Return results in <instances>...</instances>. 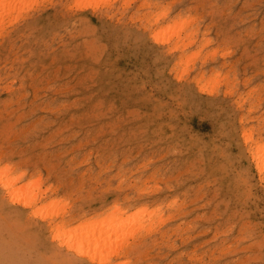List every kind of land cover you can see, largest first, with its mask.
<instances>
[{"label": "rangeland", "instance_id": "rangeland-1", "mask_svg": "<svg viewBox=\"0 0 264 264\" xmlns=\"http://www.w3.org/2000/svg\"><path fill=\"white\" fill-rule=\"evenodd\" d=\"M22 1L0 9V169L44 193L0 186V264H99L49 224L106 216L109 264H264V0Z\"/></svg>", "mask_w": 264, "mask_h": 264}, {"label": "bare ground", "instance_id": "bare-ground-1", "mask_svg": "<svg viewBox=\"0 0 264 264\" xmlns=\"http://www.w3.org/2000/svg\"><path fill=\"white\" fill-rule=\"evenodd\" d=\"M12 1L13 0H11V2ZM19 1H22V0H19ZM94 1H97V0H94ZM9 2H10V0H9ZM7 3H8V0H0V9L4 8L5 6L11 7V3L9 6L6 5ZM10 7H9V10L10 9L14 10V8H15V7L10 8ZM4 9L6 11V8H4ZM4 9L1 10L3 12L0 11V13L3 15L5 14ZM3 15H1V16H3ZM243 139H244L245 143L246 142L251 143L250 139L245 134H243ZM248 151L250 154V158L254 162V167L257 170V172L259 174L263 173L264 172V158H259L257 150H253L250 147V144H249ZM10 170L11 169L9 168V166L8 167L4 166L3 169H0V186L4 190V193L6 194V196L8 197V199L12 203H22V206H25V207L33 205L34 202L40 196H42L44 193L43 191H41L40 188H38L36 186V184L38 185L41 182L33 183L34 189L32 187H31L32 189H29V184L28 185L26 184L28 187L27 186L24 187V185L20 186V187L19 186L15 187L14 184H15V182H17V180L20 178L21 175L20 174L19 175L18 174L13 175V174H11ZM39 189H40V191H39ZM20 197H22V199H23L22 201L20 200ZM50 204L52 205V202H50L49 204H46V206L48 207ZM42 206H39L38 208L36 207L34 209L33 214L38 215L39 212L42 213V210L46 208V206L45 207L43 206L44 208ZM40 207H42L43 209H41ZM49 207H50V209H52L51 206H49ZM48 208L45 209V212L47 211L48 213H45V214L43 213L45 216L39 214L42 217V219H43V217H47L49 219L53 215V214L50 215L51 212L48 211ZM39 209H40V211H39ZM46 214H48V215H46ZM49 215H50V217H49ZM115 219H116V217L114 218V216L113 217L106 216L102 220L99 219V221L93 220V221L82 223V225H80V226L78 225V228L77 227L76 228L75 227H73V228L67 227V224L63 220H61L59 222L50 223L49 229L51 232L52 240L59 241L61 244L65 245V247L67 246L69 249H75L76 248V251L78 254H83L84 252H86L85 249L88 248L90 252L87 251L88 254L87 255L84 254V255L88 256V258L90 260H92V261L95 260V262L97 260L99 264H109L110 258L113 256H118L120 254L119 248H121L119 246L117 247V244H116L117 242L120 243L119 241H112L110 239L111 234L113 233L112 230L114 228H117V227L120 228V226L122 225V222L117 223L116 220H118V219H116V220ZM134 222L136 223V221H134ZM137 222L139 225V221H137ZM131 224L132 223H130V225H129L130 228L127 227V230L129 228L128 231H130L132 229L131 227L134 225V223L132 225ZM135 226H137V225H135ZM79 228H80V230L82 228L83 231L81 230V232H79L78 231ZM131 231H133V230H131ZM121 242H123V241H121ZM128 243H130V242H128ZM120 246H122V245H120ZM119 256H121V255H119ZM127 263H128V261L125 260L123 262H118L115 264H127Z\"/></svg>", "mask_w": 264, "mask_h": 264}]
</instances>
